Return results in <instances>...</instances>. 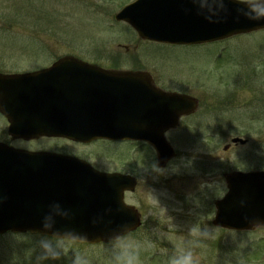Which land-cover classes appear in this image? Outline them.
I'll list each match as a JSON object with an SVG mask.
<instances>
[{"label":"rangeland","instance_id":"374dc122","mask_svg":"<svg viewBox=\"0 0 264 264\" xmlns=\"http://www.w3.org/2000/svg\"><path fill=\"white\" fill-rule=\"evenodd\" d=\"M125 1L0 0V71L36 67L45 63L36 59L64 55L115 59L119 68H149L167 86L193 91L200 108L166 134L177 155L164 168L157 166L152 150V157H138L141 152L128 144L13 140L0 116V139L11 145L60 149L100 170L134 172L139 185L126 201L143 215L142 227L109 244L6 233L0 236V264H73L77 255L89 264H113L116 246L128 240L141 245L140 264H169L181 248L191 249L197 264H264V227L231 234L208 222L213 213L208 201L224 190L221 170L264 167V29L223 43L142 42L131 26L114 19ZM199 122L200 128H187ZM241 136L247 144L234 143ZM197 225L209 232L206 238L191 235ZM43 241L59 255L46 256Z\"/></svg>","mask_w":264,"mask_h":264},{"label":"water","instance_id":"95a60500","mask_svg":"<svg viewBox=\"0 0 264 264\" xmlns=\"http://www.w3.org/2000/svg\"><path fill=\"white\" fill-rule=\"evenodd\" d=\"M251 6L241 0H137L117 18L129 21L142 37L198 43L264 26V19L250 18ZM68 65L62 61L56 71L63 72ZM116 73L93 80L89 91L83 77L78 84L71 79L62 81L60 88H52L53 95L36 103L25 104L21 97L20 106L7 107L4 112L11 123L9 133L14 138L57 135L80 141L144 139L155 145L159 162L165 165L174 150L164 132L177 124L180 115L194 110L197 102L153 86L140 89L137 75L141 73ZM24 76L0 74V95L19 92V83L28 80ZM63 77L72 78L66 75L59 80ZM240 175L247 183L242 188L252 189L248 184L254 181L248 179L249 175ZM135 185L129 175L99 172L82 159L0 143V234L29 230L66 238L72 232L84 237L75 240L79 242L110 241L141 224L138 210L124 202L125 190H133ZM217 204L219 224L249 228L264 223V191L250 192L243 201L234 193ZM45 223L53 227L45 229Z\"/></svg>","mask_w":264,"mask_h":264},{"label":"clouds","instance_id":"9594fccd","mask_svg":"<svg viewBox=\"0 0 264 264\" xmlns=\"http://www.w3.org/2000/svg\"><path fill=\"white\" fill-rule=\"evenodd\" d=\"M246 2L252 5L250 8V18L256 20L264 19V0H246ZM52 227V224H44L45 229H50ZM190 232L191 235L196 238H206L209 235V232L207 230L202 231L199 225L192 227ZM66 238L69 240H76L84 237H81L78 233L70 232ZM194 243L199 246L200 242L197 240L194 241ZM41 246L46 256L56 257L59 255L50 241H43ZM140 247L141 245L136 241H121L116 246L113 264H140ZM73 264H89V260L77 255ZM169 264H197V260L191 249L181 248L178 254L170 259Z\"/></svg>","mask_w":264,"mask_h":264},{"label":"flooded vegetation","instance_id":"af4514ba","mask_svg":"<svg viewBox=\"0 0 264 264\" xmlns=\"http://www.w3.org/2000/svg\"><path fill=\"white\" fill-rule=\"evenodd\" d=\"M58 59L59 58L36 59L35 61L45 62V63H42V64H40L39 66H36V67L23 68V69H20L19 71H13V72L14 73L34 72V71L42 70V69H45V68H49L54 63H56L58 61ZM134 60L137 61V59H134ZM71 62H80V63L85 64V67L83 68V70L86 71V75H89V72H91V71H98L97 73H99V72L102 73V72L112 71V70H116V69H128V68H119V65L116 63L115 59H109L106 62H103L102 60H100L98 58L97 59L96 58L95 59H88V58L80 57L79 59L71 60ZM72 69H74V68H72ZM138 69H140V68H138ZM142 70L149 71V68H146V69L143 68ZM153 78H154V81H155L156 85L159 86L160 88L164 89V90L179 91V92H182V93L195 95L194 92L190 91L189 89H187L189 91H186V90L176 89V88H181V87H173V86L168 87L166 84L163 83L162 80L157 79L156 74L153 75ZM195 114L196 113L182 117L181 120H180V125L178 127H180L183 124V119L192 117ZM202 125L203 124L201 122H199V123H189L188 124L189 127H187V128L198 129ZM194 137H197V134H194ZM115 142L116 143H128V145H132V146L136 147V149H137L136 151L137 152H141L138 157H152V155L150 153L152 147L149 144L145 143V142H140V141H115ZM153 154H154L153 157H157L156 156V152H154ZM155 162H156V158H155ZM229 172H230V170H227V169H223V170L220 171V174L224 178V181H225V175L227 173H229ZM128 173L132 174V175H135L134 172H128ZM137 179H138V177H137ZM138 182H139V180H138ZM224 187H225V185L222 188H220V189L223 190ZM129 193H131V192H127V194H129ZM217 239H220V237H217ZM194 241H196V240H194Z\"/></svg>","mask_w":264,"mask_h":264}]
</instances>
